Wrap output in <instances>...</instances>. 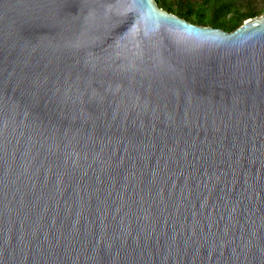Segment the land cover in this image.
Masks as SVG:
<instances>
[{
    "label": "water",
    "instance_id": "95a60500",
    "mask_svg": "<svg viewBox=\"0 0 264 264\" xmlns=\"http://www.w3.org/2000/svg\"><path fill=\"white\" fill-rule=\"evenodd\" d=\"M0 264H264V14L0 0Z\"/></svg>",
    "mask_w": 264,
    "mask_h": 264
},
{
    "label": "trees",
    "instance_id": "16d2710c",
    "mask_svg": "<svg viewBox=\"0 0 264 264\" xmlns=\"http://www.w3.org/2000/svg\"><path fill=\"white\" fill-rule=\"evenodd\" d=\"M165 10L202 26L235 31L264 14V0H156Z\"/></svg>",
    "mask_w": 264,
    "mask_h": 264
}]
</instances>
